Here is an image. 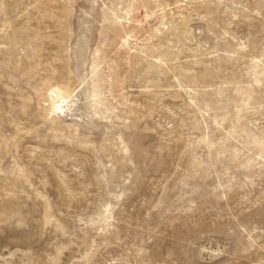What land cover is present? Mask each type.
Masks as SVG:
<instances>
[{"label": "rangeland", "instance_id": "obj_1", "mask_svg": "<svg viewBox=\"0 0 264 264\" xmlns=\"http://www.w3.org/2000/svg\"><path fill=\"white\" fill-rule=\"evenodd\" d=\"M0 264H264V0H0Z\"/></svg>", "mask_w": 264, "mask_h": 264}, {"label": "bare ground", "instance_id": "obj_2", "mask_svg": "<svg viewBox=\"0 0 264 264\" xmlns=\"http://www.w3.org/2000/svg\"><path fill=\"white\" fill-rule=\"evenodd\" d=\"M57 108H60V109H61V107H60V106H58Z\"/></svg>", "mask_w": 264, "mask_h": 264}]
</instances>
